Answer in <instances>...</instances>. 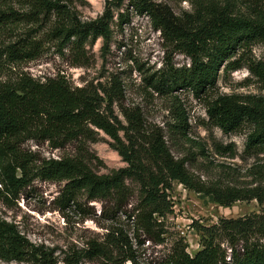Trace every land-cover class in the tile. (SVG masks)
<instances>
[{
  "label": "trees",
  "instance_id": "16d2710c",
  "mask_svg": "<svg viewBox=\"0 0 264 264\" xmlns=\"http://www.w3.org/2000/svg\"><path fill=\"white\" fill-rule=\"evenodd\" d=\"M25 1L22 4L29 10L28 14L19 15L12 8L0 7V34L13 36L0 46V73L35 59L39 52V42L31 40L29 34L18 39L14 33L25 18L34 23L39 18H52L50 35L62 48L69 45L82 51L88 39L92 42L100 38L101 53H105L111 37V6L119 8L124 0H107L103 14L84 23L63 5L70 0ZM128 3L139 14L147 15L154 27L169 37L189 60L188 67L174 68L167 64L166 69L149 77L148 87L154 93L189 91L201 97L215 87L220 71L228 73L241 68L264 84V58L255 61L247 55L251 46L264 45V14L243 17L218 11L206 19L193 23L188 19L180 24L145 0H128ZM122 91L116 77H112L108 88L72 87L62 75L40 81L21 74L0 82L1 191L16 199L33 180L63 183L59 197L62 208L83 196L87 202H110L113 209L121 211L132 197L129 181L137 185L138 197L127 217L133 218L136 231L146 241L154 240L157 244L162 243L164 232L155 217H163L170 210L167 192L172 189V182L222 207L247 201L264 205V192L259 188H218L194 180L186 161L172 156L160 133L145 132L142 116L136 110L120 108L126 124L119 122L112 106L121 102ZM207 115L212 125L224 134L249 124L251 132L244 151L264 154V99L240 101L233 95L218 96L208 105ZM174 122L170 126L175 134L184 136L188 124L182 109L176 110ZM99 133L110 139L111 149L126 167L99 175L92 170L84 148L59 159H38L22 148L27 141H35L58 150L73 142L82 145L85 141L93 142ZM222 151L225 154L233 149ZM195 230L200 250L194 256L186 252L182 240L153 263L140 261L127 240L120 243L116 240L112 245L118 250L121 264H264V210L237 219H219L212 226H197ZM91 246L95 254L117 264V258H112L107 248ZM0 261L55 264L42 246L29 243L15 225L4 221H0Z\"/></svg>",
  "mask_w": 264,
  "mask_h": 264
},
{
  "label": "rangeland",
  "instance_id": "374dc122",
  "mask_svg": "<svg viewBox=\"0 0 264 264\" xmlns=\"http://www.w3.org/2000/svg\"><path fill=\"white\" fill-rule=\"evenodd\" d=\"M107 0H70L68 9L78 21L91 22L100 17ZM110 1V0H108ZM136 1V0H135ZM139 1V0H137ZM144 1V0H143ZM158 11L167 14L175 22L184 24L206 19L211 14L224 11L236 16L254 17L264 14V0H145ZM22 2L25 0H0L2 9L12 8L19 15L28 14ZM111 37L109 48L101 53L103 41L88 39L82 51L72 46L62 48L59 41L50 35L53 19L25 18L18 25L15 35L23 38L29 34L39 42L35 59L8 67L0 73V82L12 80L21 74L44 81L62 75L72 87H110L112 77L122 84V100L114 104V116L123 125L120 108L136 110L142 116L146 133L162 135L175 159L186 161V168L194 180L206 186L218 188H259L264 192V154L244 151L249 124L237 131L222 133L208 119L207 108L218 96H236L240 101L253 98L264 99V84L251 75L246 68L234 72H219L215 87L201 97L189 91L159 95L148 87L147 79L166 69L188 67L189 60L169 37L160 33L150 18L138 13L123 1L119 8L111 6ZM121 15L122 17H119ZM12 34H0V46L11 41ZM247 55L259 61L264 58V45L251 46ZM177 109L187 117L188 130L185 135L175 134L170 126L175 124ZM110 139L99 133L93 142L70 143L63 149L52 150L47 143L27 141L23 150L38 159H59L72 156L84 148L90 159L92 170L99 175L126 167L118 154L110 147ZM231 150L222 154V149ZM132 197L121 211L110 202H87L80 196L76 203L62 208L60 191L63 183L33 180L16 199L7 197L0 189V221L15 225L17 230L35 246H42L51 254L55 264H112L102 255L95 254L92 246L107 248L112 258L121 264L117 248L112 242L127 240L131 249L142 262H158L167 255L180 240L187 246L186 252L194 256L200 250L197 226L209 227L219 219H237L264 210L256 201L236 202L229 207L211 203L208 198L172 182L167 192L170 210L163 217H155L163 235L161 244L146 237L127 217L138 197L137 185L127 182ZM157 231V230H156ZM119 233H121L119 235ZM136 238V241L134 240ZM124 251V250H123ZM0 264H27L2 262ZM127 264V263H125Z\"/></svg>",
  "mask_w": 264,
  "mask_h": 264
}]
</instances>
